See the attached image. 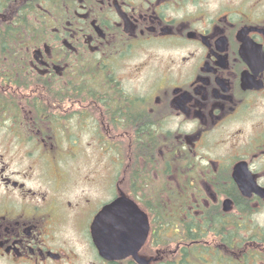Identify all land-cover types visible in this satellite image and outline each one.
<instances>
[{
	"label": "flooded vegetation",
	"instance_id": "af4514ba",
	"mask_svg": "<svg viewBox=\"0 0 264 264\" xmlns=\"http://www.w3.org/2000/svg\"><path fill=\"white\" fill-rule=\"evenodd\" d=\"M42 13L0 50V264H264V0H0V46Z\"/></svg>",
	"mask_w": 264,
	"mask_h": 264
},
{
	"label": "trees",
	"instance_id": "16d2710c",
	"mask_svg": "<svg viewBox=\"0 0 264 264\" xmlns=\"http://www.w3.org/2000/svg\"><path fill=\"white\" fill-rule=\"evenodd\" d=\"M44 1V0H42ZM48 19L45 17V14H41V25L40 27H37L35 24H29L26 21L25 24V31L23 33H9L7 41L5 40L3 36V42L10 43V46H0V50L3 52V50L6 48L8 52V56L10 58H19L21 57V54L18 53L19 47L17 45H11V43H18V42H24V57L26 59H30L33 56V51L36 49L41 48L44 44H52L54 42L52 38V34L48 28ZM2 42V41H1ZM2 42V43H3ZM29 63H26V80L28 81L27 75L30 74L29 71Z\"/></svg>",
	"mask_w": 264,
	"mask_h": 264
},
{
	"label": "water",
	"instance_id": "95a60500",
	"mask_svg": "<svg viewBox=\"0 0 264 264\" xmlns=\"http://www.w3.org/2000/svg\"><path fill=\"white\" fill-rule=\"evenodd\" d=\"M35 55L36 56H38L39 55V51H37L36 53H35ZM119 210H121L122 212H124L125 210H124V206L122 205L121 207H120V204H119V201L118 202H115L114 204H112L111 206H109L106 210H105V213H107V212H111V213H114V216H115V214L119 211ZM138 210V209H137ZM138 211H140V210H138ZM116 218H118V216L116 217ZM122 220H121V222L120 221H116V225H120L121 224V226H122V228H129V227H132L133 226V224L131 223L132 222V218L130 217V216H128V217H126V216H121L120 217ZM113 224V228H115V222H113L112 223ZM138 226L140 227L141 226V224H138ZM148 224H146L145 225V229H144V233H141V232H139V234H143V237L142 238H138V242H140L141 244L144 242V240H145V238H146V236H147V234H148ZM125 232L122 230V234H124ZM113 235H115V232H113ZM133 240H135V239H133ZM132 240V241H133ZM131 241V242H132ZM103 249H105L104 247H103Z\"/></svg>",
	"mask_w": 264,
	"mask_h": 264
},
{
	"label": "rangeland",
	"instance_id": "374dc122",
	"mask_svg": "<svg viewBox=\"0 0 264 264\" xmlns=\"http://www.w3.org/2000/svg\"><path fill=\"white\" fill-rule=\"evenodd\" d=\"M71 168L74 170H83V163L81 161L75 162L71 164Z\"/></svg>",
	"mask_w": 264,
	"mask_h": 264
}]
</instances>
